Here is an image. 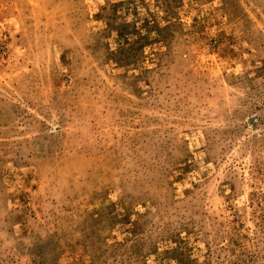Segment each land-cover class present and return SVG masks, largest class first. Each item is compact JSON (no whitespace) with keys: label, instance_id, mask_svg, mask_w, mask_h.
<instances>
[{"label":"rangeland","instance_id":"374dc122","mask_svg":"<svg viewBox=\"0 0 264 264\" xmlns=\"http://www.w3.org/2000/svg\"><path fill=\"white\" fill-rule=\"evenodd\" d=\"M0 264H264V0H0Z\"/></svg>","mask_w":264,"mask_h":264}]
</instances>
